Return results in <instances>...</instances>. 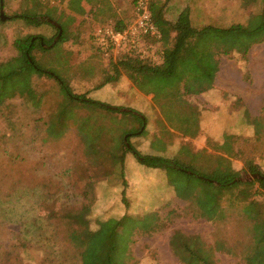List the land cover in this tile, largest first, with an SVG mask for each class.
<instances>
[{"label": "rangeland", "instance_id": "obj_1", "mask_svg": "<svg viewBox=\"0 0 264 264\" xmlns=\"http://www.w3.org/2000/svg\"><path fill=\"white\" fill-rule=\"evenodd\" d=\"M42 1L45 4L58 6L59 12L66 10L67 14L70 13L68 5L71 1L79 5L81 2V0ZM109 1L111 7L104 14L97 16L99 18L93 17L91 7H88L81 16H77L71 29V40L61 46L63 55L71 54L69 58L71 61L69 65L72 66L70 86L73 93L87 95L107 107L119 109L116 113L101 110L98 114L90 115L93 117L90 122L95 124L92 128L96 130L88 134V142H85L86 148L94 139L104 138L105 140H102L103 149L111 150L112 153L116 152L119 155L124 151L123 144H125L127 147L132 146L145 156L175 159L190 169L189 174L218 177L221 172H229L234 165L230 159L232 154L229 152L234 141L229 132L225 133L222 142L214 140L209 136L210 134L204 136L201 126L197 138L184 137L169 126L162 114L159 101L156 98L151 99L152 95L146 96L140 93L125 77L121 78V82L117 85H106L99 90L95 89L103 82L104 75L110 73L111 63L117 62L127 54L135 55L136 53L158 64L161 62L163 50L162 43L157 38L144 36L141 30H138L139 19H135L136 9L133 0ZM24 4V0H0V14L3 10L4 16L8 18L2 21L0 15V106L6 103L10 105L14 112V119H19L20 125L26 123L27 126L40 118L43 121L47 120L63 95L57 79L37 75L27 66L25 59L14 47V42L18 37H31L34 39L32 41H39L44 49L53 48L59 41L55 35L59 30L58 26H61L54 21L56 26L49 23L47 17L37 18L36 23H40V26H32L20 20L10 19L27 13L29 7ZM254 8L257 10L258 6ZM232 11L233 14L227 15L223 14L228 13L227 11L215 12L217 15L213 16L211 14L213 11L201 14V11L197 10L192 15V19L197 27L229 25L232 22L246 19L247 15L233 16L235 10ZM103 16L107 18L105 25L100 23L104 20ZM166 18L169 21H175L176 15L168 10ZM120 21L128 24L125 29L130 32L128 41L119 48L112 47L107 51H102L96 40L98 32L106 29L114 30L115 25ZM135 30L138 32L136 37ZM40 38L47 40L53 38V43L43 42L39 40ZM50 51L44 54L34 48L32 52L35 60H38L36 63L46 71L51 70V65L54 66L59 58V54L55 51L49 53ZM236 59L239 63L237 65L245 69L242 67V71L241 66H236L235 72L241 75L243 72L246 79H249L248 73L250 72L251 79L253 78L243 82L244 89H246L244 94L249 92L250 87L261 89L264 83L261 81L264 74V45L253 48L248 57H235L233 60ZM245 60L248 61V67L244 65ZM256 76L260 80H257ZM21 90L26 97L25 101L18 96ZM237 91L240 89L237 88ZM262 96L255 97L253 91V107L256 105L259 108L264 107ZM186 99L200 107V101L196 96H187ZM205 112H210V110L206 109ZM253 115L257 116L258 112H254ZM96 125L100 127L99 130ZM1 127L4 126L1 125ZM30 131V129H25L27 137ZM131 134L132 136L128 137ZM62 136L58 141L46 145L37 142L32 146H23L28 156L27 162L35 161L41 165L36 178L37 185L34 184L32 187L30 185L29 189H25L24 192L21 190L11 201L0 200V251L8 253L14 246H17L16 252L19 254L20 264H41L44 259L52 260L51 264H84L82 260L66 259L60 254L62 238L68 229V220L63 217L61 209L63 207L77 209L81 206V191L84 185V181L78 179L77 174H71L69 169L78 161L84 160L85 147L71 125ZM258 138L260 139L261 136ZM198 139L201 140L198 141ZM250 145L249 143L247 155L249 153L251 155L254 151L259 157L264 156V143L258 141L255 146ZM131 158L135 160L134 164L139 171L147 173L149 177L146 185L139 180L135 184V202L133 201L135 207L131 208L132 199L129 192L126 194L127 204L123 202V186L119 178L111 176L113 178L111 185L105 180L99 182L97 198L91 215L90 231L85 233L82 245L89 248L91 234L98 233L110 222H114L112 223L114 226L116 222L122 221L124 226L117 230L112 253L110 247L103 246L99 249L91 245V249L102 257L111 254L113 264H132L133 262L135 264H183L170 247L171 237L176 231L188 236H199L207 247L222 250L215 252L217 264H244L243 249L246 248L247 243H250L251 236L254 237L259 233L258 227L264 223L263 216L259 217L256 214V209L262 215L264 213L263 199L256 208H246L248 203H239L232 207L235 198L238 201L242 198L240 190L246 188L227 187L216 191L215 206L212 200L207 202L206 207L211 209L205 212L204 218H195L192 216L196 211L198 215L195 204L200 199H205L203 192H207L206 182L197 178L190 179L185 173L171 169H150L140 164L134 156L131 155ZM117 160L111 161L107 158L104 162L118 164ZM127 174L131 178H139L135 170L128 165ZM153 174L156 175L153 176ZM240 174V181L252 182L250 175ZM150 180H154L155 184ZM257 186L253 185L252 193L257 190ZM175 190L190 198L188 200L179 198ZM43 191L53 194V197L45 199ZM219 196L222 199L223 211L217 215L221 208L217 203ZM221 199L219 198V201ZM252 200L257 201V197ZM154 214L159 220L165 222L166 227L162 232L146 234L153 227ZM212 221L216 225L215 231ZM253 226L254 230L250 231L249 228L253 229ZM21 239L32 244L31 248L22 249L18 242ZM128 249L132 252V260L126 263L125 255Z\"/></svg>", "mask_w": 264, "mask_h": 264}, {"label": "trees", "instance_id": "obj_2", "mask_svg": "<svg viewBox=\"0 0 264 264\" xmlns=\"http://www.w3.org/2000/svg\"><path fill=\"white\" fill-rule=\"evenodd\" d=\"M141 1L143 0H133L136 9L135 19L138 18L137 8ZM24 3L26 7H29V9L27 8L28 14L16 15L10 18L11 20H20L32 26H40V23H36L37 18L47 17L61 26L63 34L51 49H44L39 41H32L34 39L31 37L16 38L14 47L25 59L27 66L37 75L57 79L63 97L56 108L51 111L47 120L43 121L40 118V120H34V123L27 126L26 123H23L26 127L18 123L20 122L19 119H14V112H12L10 105L6 103L0 106V200L4 202L11 201L21 190L24 192L25 189H29L30 185L31 187L34 184L37 185L36 178L41 170V165L35 161L27 162L28 156L25 154L23 146H32L37 142L46 145L58 141L71 125L84 147L85 142H88V134H92L96 130L92 128L95 124L90 122L93 119L90 115L98 114L101 110H109L114 113L119 111L118 108L107 107L101 102L87 97V95L73 93L70 86L72 66L69 65L71 63L69 58L71 54L63 55L61 49L64 43L71 40V29L77 16H81L88 7H91L90 11L93 17L99 18L97 16L104 14L111 7L110 1L81 0L80 5L71 1L68 5L69 14L66 10L59 12L58 6L45 4L42 0H24ZM146 3L151 23L159 34L157 39L162 43L161 62L158 64L153 63L142 56L136 55V53L135 55L127 54L117 62L111 63L110 73L104 75L103 82L98 84L95 89L99 90L106 85L116 84L121 78L125 77L133 83L139 92L147 96L152 95L153 99L156 98L159 101L158 104L161 106L162 114L171 128L184 137L195 139L200 131L201 112L186 97L199 96L213 89L215 77L219 71V57L231 56L233 53L245 57L252 47L264 44V0H240L236 9L231 8L235 10L233 16L238 14L240 16L247 15L244 21L232 22L229 25L218 24L203 27L194 25L189 8L181 11L175 21H169L166 18L168 2L146 0ZM256 5L258 6L257 10L254 8ZM231 9L220 10L218 13L227 11L228 13L223 14H233ZM106 22V17L100 21L103 25ZM127 27L128 24L120 21L115 25L114 30L123 32ZM58 35L59 30L55 38ZM39 40L49 44L53 43V38L51 40L40 38ZM34 48L39 49L44 54L48 50H51L49 53L55 51L59 54L58 62L54 66L51 65V70L46 71L36 63L38 60H35L32 53ZM22 91L18 93V96L25 101L26 97ZM70 109L71 111H69ZM263 120L264 109L262 119L255 122L259 123ZM1 125L4 127H1ZM96 128L100 129L98 125H96ZM25 129L31 130L28 137ZM130 136L132 134L128 137ZM102 140L105 139L96 138L89 143L90 145L87 148L85 146L83 150L84 160L78 161L69 169L71 174H77V178L84 181V185L81 191V206L77 209L64 207L61 209L63 217L68 220V229L62 238L63 243L60 252L62 257L66 259L82 260L84 264H101L102 261L103 264H113L111 254L102 257L91 249V245L99 249L103 246L110 247L112 253L117 230L124 226L122 221L116 222L114 226L112 225L114 222H110L103 226L98 233L91 234L89 248L82 245V240L85 233L90 231L91 215L97 198L96 192L99 182L105 180L111 185L114 177L119 178L121 180L120 184L122 183L123 186L122 200L127 204L124 163L125 156L128 153L132 154L140 164L147 168L171 169L185 173L190 179H201L207 183L206 191L214 196H216V191L220 189L245 187L247 190H240L242 198L239 201L235 198V202L232 201V207H235V204L248 203L246 208H256L260 203L258 199L262 198L264 200V173L258 165L251 161V158L247 157L248 160L244 158L245 155L242 152L240 155L245 164L242 172H233L232 169H229V172H221L218 177L216 175L209 177L194 173L189 174L190 169L175 159L145 156L132 146L127 147L125 144H123L124 151L121 155L116 152L112 153L111 150L106 151L103 149ZM107 158L111 161L118 159V164L109 161H107V164L104 162ZM240 173L250 176L257 175L262 179L243 183L240 181ZM253 185H258V189L252 193ZM175 191L181 199L188 200L190 198L180 191ZM43 195L45 199L53 197V194L46 191H43ZM219 195L221 196V194ZM254 197H257V201L252 200ZM219 198L217 203L221 207L222 199L219 201ZM206 204V201L201 199L196 202L198 215L196 211L192 216L204 218L206 208H208ZM222 211L223 208L221 207L220 213ZM256 214L259 217L263 216L264 219V213L262 215L257 209ZM153 217V227L146 234L162 232L166 227L165 222L159 220L156 214ZM35 223L37 224V221ZM249 230H254V226L253 229L249 228ZM258 230L259 233L254 237L251 236L250 243H247L246 248L243 249L242 260L244 264H264V223L261 227H258ZM18 242L22 249L31 248L32 244L25 239ZM170 247L174 255L183 264H217L215 252L222 251L216 250L214 247H207L199 236H188L180 231H176L172 235ZM16 249L17 246H14L8 253L0 251V264H20ZM131 260L132 252L128 249L125 262L128 263ZM51 262L52 260L44 259L41 264H51ZM132 264H135V262Z\"/></svg>", "mask_w": 264, "mask_h": 264}, {"label": "crops", "instance_id": "obj_3", "mask_svg": "<svg viewBox=\"0 0 264 264\" xmlns=\"http://www.w3.org/2000/svg\"><path fill=\"white\" fill-rule=\"evenodd\" d=\"M163 1L168 2L167 5L168 10H170V12L172 13H175L177 18L180 12L186 8H189L191 10L192 15L198 10L201 11V14H204L206 11H213V13L211 14H213V16H216L217 14L215 12H218L220 10H224V9L230 10L231 8L236 9L237 3L240 0H168V1L163 0ZM260 45H264V44H260ZM256 46L259 45H255L254 47L251 48V50ZM250 51L246 55L247 57L249 56ZM235 57L243 58L244 56L237 53H233L231 56L219 57L218 58L219 71L216 74L213 89L202 95L196 96V98L199 99L200 101L199 103L200 107L198 106L201 112L200 126L202 127V133L204 134V136L210 134L209 136H211L214 140L218 142H222L225 133L229 132L230 136L233 138L234 141V145L233 146L231 145V147L229 148V152H231L232 154L230 159L234 163L232 167L233 172L234 171L242 172L245 167L244 160L241 158L240 155L242 152L245 155L244 158L248 160L247 157H250L251 161L254 164L258 165L261 168L262 172L264 173V156L259 157L254 151L251 152V155H249L250 153L248 155L246 154V152L248 151L249 143L251 144L250 146L253 145L255 146V143L258 141L264 143V120L262 122L256 123L257 120L262 119L264 107L259 108L257 107V105L253 107L254 104L253 91L255 97L263 95L262 102H264V83L261 89L258 90L256 87H254L255 89H253V87H250L249 92L244 94L245 92L244 90L246 89H244L243 82L250 81L252 76L251 73L249 72L248 73L249 79L247 78L248 79L247 80L246 75L243 72L242 75L235 72L236 66L237 67L241 66V65L240 66L237 65L239 64L237 63L238 59L233 60ZM244 62H245L244 65L248 67V61L245 60ZM242 67L243 66L240 67V70L243 71V68L245 69V67L243 68ZM256 78L257 80H260L258 76H256ZM261 81L264 82V74ZM118 83H116L115 85H117ZM109 85H113V84H109ZM237 88L240 89L241 93L240 91H237ZM118 94H120V92H118ZM151 99H153V97ZM203 107L210 110V112H205L206 109L204 111ZM254 112H258V115L254 116L253 115ZM258 136H261V138L259 139ZM199 140L201 139H198V141ZM252 148L251 150L254 149ZM131 155L132 154L128 153L125 156L124 178L127 184L126 194L127 192H129V194L131 195V199H132L131 208L133 209L135 207L133 204V201L135 202V184H137L136 182L139 180V182H141L142 184L145 183L146 185V183L149 182L148 179L149 177H147V173L139 171L137 166H135L134 164L135 160L131 158ZM127 165L130 166L131 169L135 170V174L137 173L139 176L138 179H135V177L131 178L128 176ZM155 175L156 174H153V176ZM150 182L155 184L154 180L152 181L150 180ZM203 194L205 195L204 197L205 199H201V200H206V203L207 202L209 203V200H212L214 202L213 206H215L216 196H214L211 193L209 194V192H203ZM261 199L262 198H259L258 201L261 202ZM208 209L211 208L210 207L206 208V211ZM219 213H220V209L217 215H219ZM213 224L215 231L216 225L214 222Z\"/></svg>", "mask_w": 264, "mask_h": 264}, {"label": "built area", "instance_id": "obj_4", "mask_svg": "<svg viewBox=\"0 0 264 264\" xmlns=\"http://www.w3.org/2000/svg\"><path fill=\"white\" fill-rule=\"evenodd\" d=\"M138 13V30H141L142 35L152 36L159 38L157 29L151 23L150 15L147 10L146 0L139 3L137 8ZM137 30H135V37L137 35ZM130 32L127 30L123 32H116L115 30H100L96 36V40L102 51H107L112 47L119 48L122 44L128 41ZM136 39V38H135ZM136 41V40H135ZM136 49V47H135Z\"/></svg>", "mask_w": 264, "mask_h": 264}, {"label": "water", "instance_id": "obj_5", "mask_svg": "<svg viewBox=\"0 0 264 264\" xmlns=\"http://www.w3.org/2000/svg\"><path fill=\"white\" fill-rule=\"evenodd\" d=\"M0 15H1V20L2 21H4L5 19H8L7 17L4 16L3 10H1V14ZM49 23H51L54 26H56V24L53 21H51L50 19H49ZM58 28H59V35H58V38L57 39H59L62 36V33H63L62 28L59 27V26H58ZM255 179H262V177H259L257 175L251 176V180L252 181L255 180Z\"/></svg>", "mask_w": 264, "mask_h": 264}]
</instances>
